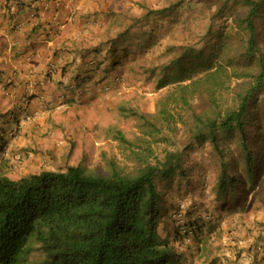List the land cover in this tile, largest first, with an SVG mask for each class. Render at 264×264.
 Listing matches in <instances>:
<instances>
[{
  "label": "trees",
  "instance_id": "16d2710c",
  "mask_svg": "<svg viewBox=\"0 0 264 264\" xmlns=\"http://www.w3.org/2000/svg\"><path fill=\"white\" fill-rule=\"evenodd\" d=\"M177 1L168 8L149 9L118 36L104 40L102 46L109 50L96 65L99 83L109 75L116 84L156 75L157 90L174 83L159 99L156 114L121 109L138 118L143 133L131 140L120 128L111 132L131 150L133 168L125 171L110 161L106 172H98L79 162L14 178L0 167V264L177 263L176 248L159 234L163 205L179 189L177 183L188 177L191 153L207 144L219 157L214 188L218 200L237 203L255 191L264 172V139L256 142L264 136V123H258L264 119V0H214L217 9L201 38L212 40L211 46H174L179 51L167 61L164 33L159 25L150 27L149 20L171 16L186 0ZM226 17L232 25L226 21L217 26L216 20ZM145 25L149 30L134 35ZM159 48L157 58L150 56L151 49ZM132 62L133 70L126 67ZM197 97L204 99L203 108L195 104ZM178 123L188 133L183 147L165 146L157 154L153 143L168 142L166 133ZM9 133L13 136V131ZM2 141L0 155L8 146L4 137ZM231 145L234 148L227 151ZM235 149L241 154L244 175L230 155ZM0 161L3 167L9 164V158ZM191 217L195 221L178 222V238L204 231L201 219ZM211 218L217 220L209 214ZM207 228L211 251L205 261L213 262L217 257L211 255L213 248L220 243L212 235L218 236L220 228L214 222ZM255 253L257 264H264V246Z\"/></svg>",
  "mask_w": 264,
  "mask_h": 264
},
{
  "label": "rangeland",
  "instance_id": "374dc122",
  "mask_svg": "<svg viewBox=\"0 0 264 264\" xmlns=\"http://www.w3.org/2000/svg\"><path fill=\"white\" fill-rule=\"evenodd\" d=\"M172 1L177 0H141L139 2L144 4L143 10L148 6L151 10H158L170 7ZM217 1L220 3L219 0H216V3ZM142 8L140 7L141 10ZM216 9L214 0H186L182 6L174 10L175 12L173 11L171 16L164 19L152 17L149 20L150 27L159 25L164 33L161 38L166 44L165 60H171L177 55L179 49L173 48L174 46L194 45L197 48H209L212 40L206 38L201 41V38L204 37L210 18ZM145 13L146 11H143L141 16ZM216 21H218L217 26L226 21L230 26L232 25L228 18L225 21L218 18ZM146 30H149L147 25L141 26L138 30L135 29L138 33L134 35L141 36ZM261 38L264 41V35ZM235 40L236 43L239 42V35ZM159 44L162 46L161 39ZM161 51V48L158 51L151 49L150 56L157 58ZM134 64L135 62L127 63L126 67L133 70L136 67ZM155 77L156 75L153 77L146 75L142 82L137 80L136 83L122 81L116 84L114 80L116 84L114 85V83H108L109 76H106L101 82V93H97L89 100L73 102L72 107L75 109L74 115L78 122L77 128L71 131L67 129L68 117L62 110L61 115L65 118L58 117L55 120L58 125L64 126L50 134L49 145L40 146L41 149L32 148L24 157L19 156V152L16 151L18 139L14 140L15 135L10 136L8 132L6 136H3L0 132V142L3 143V137L5 141H8L6 151L0 155V158H9L8 166L0 165V167L14 178L43 168L59 169L66 164L79 162H82L89 170L98 172H106L110 161L115 162L125 171L131 170L134 166V160L130 159L131 150L120 145L112 137L111 132L114 128H120L131 140H137L139 136H143L138 118L130 111L123 113L121 109H135L138 112L156 114L159 99L168 93L174 83L157 90ZM195 104L203 108L205 101L197 97ZM262 122L264 123V119L258 121V123ZM166 134L169 136L168 142L153 143L159 155L165 146L181 149L188 137L187 130L181 123L177 124L173 132ZM261 139H264V136L257 137L256 142ZM233 148L234 146L231 145L227 151ZM230 155L234 156L235 166L244 175L241 154L235 149ZM227 160H230V156ZM0 164H2L1 161ZM186 166L188 177L182 183H177L176 187L179 189L173 191L163 205L159 226L160 237L176 248L179 260L175 264H247L252 261L251 259H254V263L250 264H257L255 252L259 245L264 246V172L259 178L255 191L249 192L245 200L240 199L235 203L230 199L218 200L214 192L219 174V157L209 144L191 153ZM181 213H184L181 219L186 218L191 220L190 222L195 221L192 215L198 216L199 220L201 219L200 223L206 226L204 231L200 233L195 230L188 235L176 238L174 230L178 227ZM209 214L215 216L217 220L208 219ZM210 222H214L220 228L218 236L212 235V238H216L220 243V246L216 245L213 248L211 255L215 253L217 256L213 262L205 261L211 251L207 230Z\"/></svg>",
  "mask_w": 264,
  "mask_h": 264
},
{
  "label": "crops",
  "instance_id": "0c3cea01",
  "mask_svg": "<svg viewBox=\"0 0 264 264\" xmlns=\"http://www.w3.org/2000/svg\"><path fill=\"white\" fill-rule=\"evenodd\" d=\"M139 1L0 0V132L13 131L19 156L49 145L62 110L67 129L78 127L72 104L101 93L103 41L150 9Z\"/></svg>",
  "mask_w": 264,
  "mask_h": 264
},
{
  "label": "built area",
  "instance_id": "2783aa9c",
  "mask_svg": "<svg viewBox=\"0 0 264 264\" xmlns=\"http://www.w3.org/2000/svg\"><path fill=\"white\" fill-rule=\"evenodd\" d=\"M57 5H58V4H57ZM106 89H107V88H106ZM181 215H182V214L179 215V220H178L179 222L183 221V220L181 219V217H182Z\"/></svg>",
  "mask_w": 264,
  "mask_h": 264
},
{
  "label": "clouds",
  "instance_id": "9594fccd",
  "mask_svg": "<svg viewBox=\"0 0 264 264\" xmlns=\"http://www.w3.org/2000/svg\"><path fill=\"white\" fill-rule=\"evenodd\" d=\"M248 264V263H247Z\"/></svg>",
  "mask_w": 264,
  "mask_h": 264
}]
</instances>
